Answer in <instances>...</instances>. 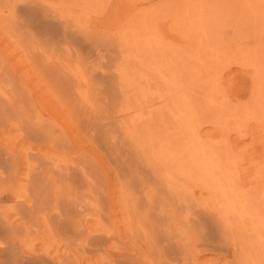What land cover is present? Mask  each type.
<instances>
[{"label":"bare ground","instance_id":"1","mask_svg":"<svg viewBox=\"0 0 264 264\" xmlns=\"http://www.w3.org/2000/svg\"><path fill=\"white\" fill-rule=\"evenodd\" d=\"M47 1L0 0V22L7 11L5 32L19 60L90 140L126 152L125 216L153 264H190L198 239L234 253L230 264H264V187L256 195V186L239 187L238 167L202 140L204 123L196 124L190 94L177 80L182 59L168 55L144 22L141 33L127 19L131 30L114 39L90 32L103 0H56L63 9L53 7L50 16L38 12ZM147 1L154 0L140 3ZM27 87L0 61V264H142L117 257L105 235L88 229L107 220L97 172L44 127ZM155 100L166 115L154 114Z\"/></svg>","mask_w":264,"mask_h":264},{"label":"rangeland","instance_id":"2","mask_svg":"<svg viewBox=\"0 0 264 264\" xmlns=\"http://www.w3.org/2000/svg\"><path fill=\"white\" fill-rule=\"evenodd\" d=\"M47 2L44 7H39L38 12L50 16L53 11L61 8L56 0ZM140 2L141 0H110L107 4V0H103V8L100 6V10L97 9V14L100 15L92 16L89 31L98 32L97 35L107 34L114 39L117 34H125L126 30H131L132 27L127 23L129 20L139 22L134 28L141 33H144L141 28L143 22L146 26L153 27L151 29L157 34L168 55L175 57L177 61L182 59L181 62L184 63L178 62L177 80L184 81V89L191 95L189 100L195 106L194 118L198 115L196 124L204 123V128L200 127L202 140L211 146L213 143V147L225 153L231 169L238 167L234 173L237 171L235 175L238 174L239 187L247 189L256 186L254 193L258 194L263 189L261 187H264V0H154L144 2L143 5ZM122 11L126 12L124 16ZM9 18L5 11L4 21L0 22V61L5 70L13 71L14 79L26 83V87L32 90L34 106L43 116L44 127L65 138L68 146L66 151L86 160L97 172L102 191L99 197H103L106 204L107 220L91 221L88 229L105 235L106 246L117 257L122 252L138 259L142 264H153L146 247L131 233V224L125 216L122 190L128 175L123 164L126 152L107 150L103 144L101 146L92 142L88 133L74 123L75 118L70 119L67 109L55 99L51 91L36 82L35 76L19 60L21 53L15 46V41L5 32L6 27L11 25ZM177 54V57L174 56ZM196 62L200 64L199 68ZM20 64L24 70H21L23 68ZM163 106L159 102L155 103L154 114L166 115V108ZM126 120L130 123L131 117ZM225 135L228 140L224 144L220 141ZM235 157L238 162H235ZM230 161L236 164L231 165ZM196 197L203 198L197 194ZM10 204V201L1 202L5 207ZM76 209L80 211L78 206ZM198 240L189 247L190 253L196 257L190 264H230L234 261L235 255L231 251H217L214 246H202Z\"/></svg>","mask_w":264,"mask_h":264}]
</instances>
